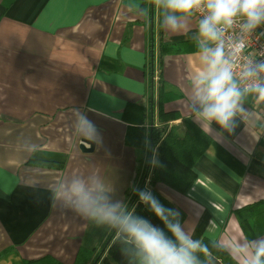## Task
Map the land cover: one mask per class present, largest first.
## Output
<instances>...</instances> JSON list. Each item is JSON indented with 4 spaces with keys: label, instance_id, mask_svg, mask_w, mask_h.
Segmentation results:
<instances>
[{
    "label": "crops",
    "instance_id": "0c3cea01",
    "mask_svg": "<svg viewBox=\"0 0 264 264\" xmlns=\"http://www.w3.org/2000/svg\"><path fill=\"white\" fill-rule=\"evenodd\" d=\"M161 19L152 0H0V264L44 255L74 264L80 248L95 254L104 245L111 229L67 209L54 195L61 182L98 173L127 205L145 171L150 189L151 129L175 125L183 134L191 77L200 70L196 19L187 34L167 33ZM162 82L180 93L162 105L174 119L160 116ZM135 106L144 114L142 148L125 139L139 119ZM245 106L246 127L232 135L204 126L210 143L186 193L156 184L194 238L239 236L232 211L264 199V101L250 96ZM73 110L99 133L92 151L80 149L89 144L74 131Z\"/></svg>",
    "mask_w": 264,
    "mask_h": 264
},
{
    "label": "clouds",
    "instance_id": "9594fccd",
    "mask_svg": "<svg viewBox=\"0 0 264 264\" xmlns=\"http://www.w3.org/2000/svg\"><path fill=\"white\" fill-rule=\"evenodd\" d=\"M161 12V27L169 34H187L197 47L200 70L190 81L191 118L220 134L232 135L250 110L248 97L264 101V58H244L247 38L264 28V0H152ZM264 35V32H259ZM73 128L82 140L94 141L99 133L86 115L73 110ZM139 202L163 224L153 225L135 214L127 203L113 199V184L98 173L76 175L54 190L65 207L98 227L115 232L129 264H215V257L193 230L182 226L177 210L166 208L150 189H135ZM166 230V231H165ZM170 234V235H169ZM237 264H264V237L233 236L212 245Z\"/></svg>",
    "mask_w": 264,
    "mask_h": 264
},
{
    "label": "trees",
    "instance_id": "16d2710c",
    "mask_svg": "<svg viewBox=\"0 0 264 264\" xmlns=\"http://www.w3.org/2000/svg\"><path fill=\"white\" fill-rule=\"evenodd\" d=\"M159 96L161 119L176 118L178 116L177 113H171L168 116L162 112V105L166 100L180 96V93L178 95L175 91L167 90L162 82L160 84ZM135 108L139 113V119L135 120L128 127L125 139L128 144L142 148L144 114L141 106H135ZM182 122L185 126L182 135L179 134L175 125H172L169 129L163 126L152 127L150 146H156V159L148 182L153 195L166 208L175 209L179 212L181 224L185 218V214L157 191L156 184L161 182L176 191L186 193L196 175L193 170L194 164L210 143L208 135L190 117H183ZM146 174L145 171L138 181L136 189H146ZM127 206L129 209L134 208L135 214L148 219L153 225L160 228L164 227L154 214L149 211L147 206L139 202L136 192L132 195ZM232 213L235 215L244 235L249 239L258 238L264 234V199L234 209ZM202 240L212 251L215 257V264H237L226 252L218 251L212 247L216 241L207 238ZM123 247L121 242L116 239L115 232L111 230L104 245L95 254V250L80 248L74 264H88L93 254L94 256L90 264H129L128 257L123 253ZM23 264L65 263L52 255H44L36 259H24Z\"/></svg>",
    "mask_w": 264,
    "mask_h": 264
},
{
    "label": "built area",
    "instance_id": "2783aa9c",
    "mask_svg": "<svg viewBox=\"0 0 264 264\" xmlns=\"http://www.w3.org/2000/svg\"><path fill=\"white\" fill-rule=\"evenodd\" d=\"M196 20L198 17L195 18ZM261 29L257 30V34L247 38V46L244 51V58L260 59L264 58V35H259Z\"/></svg>",
    "mask_w": 264,
    "mask_h": 264
},
{
    "label": "water",
    "instance_id": "95a60500",
    "mask_svg": "<svg viewBox=\"0 0 264 264\" xmlns=\"http://www.w3.org/2000/svg\"><path fill=\"white\" fill-rule=\"evenodd\" d=\"M83 142H84L85 144H89V148H85V147H84V144L81 143V144H80V149H81V150H83V151H85V152H89V151H92V150H93V147H94V142H93V141L83 140Z\"/></svg>",
    "mask_w": 264,
    "mask_h": 264
},
{
    "label": "rangeland",
    "instance_id": "374dc122",
    "mask_svg": "<svg viewBox=\"0 0 264 264\" xmlns=\"http://www.w3.org/2000/svg\"><path fill=\"white\" fill-rule=\"evenodd\" d=\"M100 234L101 233H94L95 236L92 237V239H95L97 242H101L100 240ZM93 235V234H92ZM109 235V234H108ZM108 237V236H107ZM104 238V237H103ZM103 242V241H102ZM61 261V260H60ZM64 263V262H63Z\"/></svg>",
    "mask_w": 264,
    "mask_h": 264
}]
</instances>
